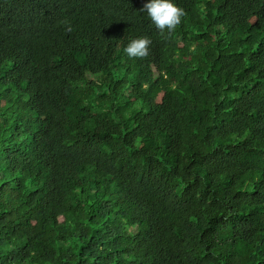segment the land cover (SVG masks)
<instances>
[{
	"label": "trees",
	"instance_id": "trees-1",
	"mask_svg": "<svg viewBox=\"0 0 264 264\" xmlns=\"http://www.w3.org/2000/svg\"><path fill=\"white\" fill-rule=\"evenodd\" d=\"M0 264H264V0H0Z\"/></svg>",
	"mask_w": 264,
	"mask_h": 264
}]
</instances>
